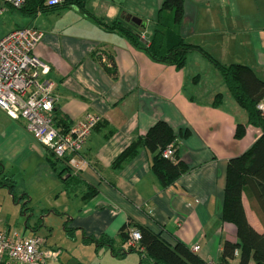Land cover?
Wrapping results in <instances>:
<instances>
[{
  "label": "crops",
  "instance_id": "crops-1",
  "mask_svg": "<svg viewBox=\"0 0 264 264\" xmlns=\"http://www.w3.org/2000/svg\"><path fill=\"white\" fill-rule=\"evenodd\" d=\"M162 1L89 0L87 8L88 14L109 23L130 24L133 17L140 18L146 28L150 19L156 21V17L147 15L148 8L157 16ZM219 3L185 0L181 32L187 41L194 43L187 37L190 31L197 30V38L212 31L218 40H226L228 49L237 47L240 38L230 26L229 16L222 14L230 0ZM62 9L55 11L53 24H39L38 20L28 24L44 32L34 53L50 67L47 77L54 81L57 95L55 116L65 120L67 124L60 126L65 129L87 113L99 114L102 120L82 149L86 165L75 173L63 160H57L52 167L50 151L27 130L25 121L9 118L0 108V178L10 176L13 180L18 172L31 167L38 170L39 165L47 168L49 184L55 182L56 188L62 182L64 186L55 195V202H62L58 205L63 206L64 215L60 218L62 230L58 233L55 229V242L52 232L42 235L36 222L30 224L26 220L25 227L13 231L10 222L17 212L28 215L26 206L24 210L19 207L15 186L11 192L0 185V229L21 237L45 238V247L60 250V255L46 264H85L92 255L100 264H141L139 253L120 252L124 247L120 231L127 224L161 233L170 244L180 241L191 250L199 245L195 253L201 259L208 264H221L224 242L238 241L235 225L222 218L227 164L230 158L245 152L261 130L248 123L247 111L231 95L224 80L219 89L213 88L206 94L189 93L186 87L190 77L185 67L178 69L152 60L126 37L107 31L95 20L86 22L87 26L82 22L87 31L78 30L82 25L64 19ZM144 28L139 31L146 32ZM151 33L144 34L145 38L149 39ZM194 44L202 47L200 43ZM256 59L224 64L249 65L264 79L260 73V68H264L262 54H257ZM111 63L116 75L107 70L112 68ZM198 79L195 76L192 80L194 89ZM219 93L222 100L214 105ZM159 120L166 121L178 136L177 153L188 167L167 188L161 187L151 169V154L145 149L121 167L113 166L118 156ZM238 124L246 125L241 139L235 138ZM63 168L65 172L59 176ZM26 194L23 190L21 196ZM242 200L249 223L263 233L264 210L248 187L243 189ZM56 204L55 209H41L47 210L42 215L44 224L53 213L61 215ZM101 238L111 240L112 244L97 243ZM236 255L230 264H238ZM144 263L155 264L147 260ZM249 264L255 263L252 260Z\"/></svg>",
  "mask_w": 264,
  "mask_h": 264
},
{
  "label": "trees",
  "instance_id": "trees-1",
  "mask_svg": "<svg viewBox=\"0 0 264 264\" xmlns=\"http://www.w3.org/2000/svg\"><path fill=\"white\" fill-rule=\"evenodd\" d=\"M89 0H65L60 5H47L45 0H28L19 8L23 13L36 17L43 12L56 11L58 9L73 7L88 13ZM185 17V0H163L158 10L155 25L149 39L141 37V26L131 22H105L102 18L94 17L104 29L110 32H118L136 48L143 50L152 60L174 65L181 69L185 66L188 53L200 50L218 67L223 80L237 103L247 111L248 123L261 130V135L242 154L229 159L226 169V185L222 218L226 222L235 225L237 229V242L225 241L221 252V264H230L238 254V264H264V232L259 233L249 223L243 205V189L248 187L257 200L260 208L264 210V112L258 108L264 99V79L249 65L242 63L224 64L209 54L200 45L191 43L182 35L181 26ZM112 64V63H111ZM106 67V65H104ZM107 68V67H106ZM112 75H116L114 64L107 69ZM222 100L219 93L214 100L218 105ZM54 108V115H55ZM55 124H67L64 119L54 117ZM63 128V127H61ZM65 129V128H64ZM246 132V125L238 124L235 138L241 139ZM187 132L185 133V135ZM175 148L176 160L165 158L163 151L169 146ZM179 146L178 136L172 127L163 120L154 123L144 135L137 137L115 160L114 167H121L129 159L134 157L140 149H145L151 154V169L160 181L162 188H167L188 171L177 153ZM51 153V152H50ZM60 160L52 153L49 162L55 168V162ZM59 176L65 172V168L59 170ZM0 185L7 186L13 192L14 181L10 176L0 178ZM24 197V196H23ZM22 197V198H23ZM25 209V206H22ZM137 227L141 231L140 246L142 250L130 249L120 252H137L141 256V264L145 260L155 264H208L193 250L182 242L176 241L170 244L161 233H155L147 227L138 224H127L122 227L120 236L125 244L128 239V228ZM99 244L111 245V240L101 238Z\"/></svg>",
  "mask_w": 264,
  "mask_h": 264
},
{
  "label": "built area",
  "instance_id": "built-area-1",
  "mask_svg": "<svg viewBox=\"0 0 264 264\" xmlns=\"http://www.w3.org/2000/svg\"><path fill=\"white\" fill-rule=\"evenodd\" d=\"M1 1L19 9L28 0ZM64 2L45 0L47 5ZM3 12L4 9L0 8V16ZM43 37L44 32L33 25L16 27L0 35V108L9 118L24 120L27 130L40 144L78 173L87 163L81 156L82 149L102 117L87 113L82 120L66 129L55 124V83L47 77L49 65L34 53ZM141 37L146 39L144 34ZM258 108L264 112V100ZM163 156L175 161V148L169 145ZM140 240L141 231L137 227H129L128 239L122 250H142ZM45 244L46 240L41 236L21 237L0 229V264H46L57 258L60 250L47 248ZM199 248L195 245L193 251Z\"/></svg>",
  "mask_w": 264,
  "mask_h": 264
},
{
  "label": "rangeland",
  "instance_id": "rangeland-1",
  "mask_svg": "<svg viewBox=\"0 0 264 264\" xmlns=\"http://www.w3.org/2000/svg\"><path fill=\"white\" fill-rule=\"evenodd\" d=\"M219 1L220 0H217L218 4H221ZM0 8L4 9L3 14L0 16V35L16 27L28 25L34 20H38L37 22L39 24L41 21L51 22L50 24L55 23V11L43 12L34 17L23 13L20 9L13 8L3 3L1 0ZM62 10H64L66 14V16H63L64 19L74 20L77 26L82 25V27H78V30L87 31L83 24L86 22L95 23L93 16L88 13L85 14L81 11H77L75 8L68 7ZM147 11V15H150V18L156 17V12L151 14L149 8ZM222 14L225 15V17L227 15L229 16L230 26L234 27L236 36L240 38H238L239 40L236 48L228 49V47H226L228 45L226 40H223L224 42L218 40L215 38V33L212 31L204 34L203 38H197V34H195L197 30H193L188 34V39L194 43H200L209 54L222 63H229L237 59L242 63H246V59L255 62L254 60H257L256 56L259 53L262 54L264 61V0H230V5L223 10ZM83 21L84 23H82ZM85 25L87 26V23ZM154 25L155 21L150 19L147 27L143 29L146 32H142L141 36L142 34L147 36V33H151ZM191 27H189L188 30H191ZM243 39H245V41ZM242 57L244 58L241 59ZM184 67L187 76L190 77L188 86L186 87L189 93L202 92L206 94L213 88L219 89V85L223 83V77L218 67L200 50H193L188 53ZM260 71L261 75L264 76V68H260ZM195 76L199 78L196 89L192 87V80ZM38 167V170L31 167L13 176L19 207L23 210L22 206H26L28 215H22L18 211V215L13 218L10 223L14 229L13 231H18L17 229L25 227L24 223L26 220L30 224L36 222L38 223L37 227L40 229L39 231L42 235L47 234L49 231L52 232L51 239L55 242V229L58 233L62 230V227H60V218L61 216L64 217L62 214L63 208H61L63 206L60 207V205H58L62 202L60 200L55 202V195L59 194L60 190H64V186L61 184L62 182L59 184L60 187L56 188L54 185L55 182L52 183L54 186L49 184L50 177L46 173L47 168L43 166L40 167L39 165ZM52 177L55 179V175ZM23 190L28 193L24 198L21 196ZM29 198H31L30 201H28ZM55 203H57L56 205L61 215H55V213H53V215L45 220L44 224L42 215L47 213V210L55 209ZM42 208H46L47 210L41 212ZM92 257L90 256L89 259L87 258L85 264H100L98 260Z\"/></svg>",
  "mask_w": 264,
  "mask_h": 264
},
{
  "label": "water",
  "instance_id": "water-1",
  "mask_svg": "<svg viewBox=\"0 0 264 264\" xmlns=\"http://www.w3.org/2000/svg\"><path fill=\"white\" fill-rule=\"evenodd\" d=\"M132 22L138 26H141L142 28L146 26L145 22H143L140 18L137 17H133Z\"/></svg>",
  "mask_w": 264,
  "mask_h": 264
}]
</instances>
